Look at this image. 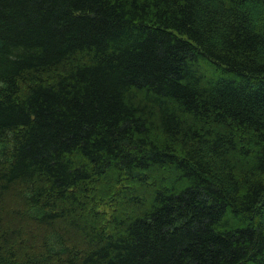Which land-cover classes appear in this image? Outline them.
<instances>
[{
	"label": "trees",
	"instance_id": "1",
	"mask_svg": "<svg viewBox=\"0 0 264 264\" xmlns=\"http://www.w3.org/2000/svg\"><path fill=\"white\" fill-rule=\"evenodd\" d=\"M0 264H264V0H0Z\"/></svg>",
	"mask_w": 264,
	"mask_h": 264
}]
</instances>
